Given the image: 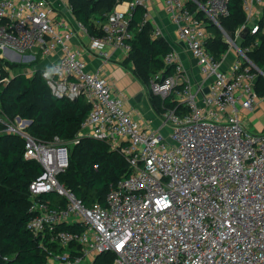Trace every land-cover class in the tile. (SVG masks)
Listing matches in <instances>:
<instances>
[{"label": "built area", "instance_id": "obj_1", "mask_svg": "<svg viewBox=\"0 0 264 264\" xmlns=\"http://www.w3.org/2000/svg\"><path fill=\"white\" fill-rule=\"evenodd\" d=\"M58 1L60 6L49 0H0V57L20 64L52 57L41 67L52 93L71 100L84 95L90 104L73 140L44 141L28 132L30 119L0 117L4 132L24 139V157L42 166L29 184L27 228L47 251L43 264H92L108 253L115 256L113 264H264V132L249 130L242 115L258 108L256 82L264 71L248 55L258 42L245 48L237 43L248 33H264V0H241L246 17L235 38L220 22L229 15L231 0H164L202 75L192 82L175 48L164 56L172 74L153 75L154 94L183 104L182 111L177 106L162 114L168 135L136 118L125 97L88 68L84 51L72 41L77 31L86 34L89 51L105 60L113 58V49L129 53L132 11L137 5L147 8L145 2L130 0L125 7L117 0L96 21L102 34L92 35L80 21L59 16L61 10L73 12V6ZM148 21L146 13L143 23ZM209 21L236 50L229 68L227 53L219 60L208 48ZM154 36L165 33L155 27ZM6 68L0 82L34 72ZM83 138L105 141L128 163L129 174L111 184L105 205H87L59 179L70 164V146Z\"/></svg>", "mask_w": 264, "mask_h": 264}, {"label": "trees", "instance_id": "obj_2", "mask_svg": "<svg viewBox=\"0 0 264 264\" xmlns=\"http://www.w3.org/2000/svg\"><path fill=\"white\" fill-rule=\"evenodd\" d=\"M70 2L76 19L92 35L102 34L96 21L111 12L117 4V0ZM190 5L194 10L197 8L193 1H190ZM229 11V15L221 17L220 22L235 38L237 29L245 22L246 17L241 0H231ZM146 12L144 5H137L132 11L130 28L134 32V38L130 41V59L125 66L145 86L153 109L162 115L167 109L176 108L178 103L171 96L162 98L154 94L150 89V82L153 75L161 70L166 76L172 74L173 67H166L164 56L173 47L163 36L152 37V24L149 21L143 23ZM208 29L213 34L208 48L220 60L228 51L229 44L216 24L209 21ZM254 42L258 44L248 55L264 71V33L244 35L240 46L250 47ZM41 61L39 57L30 64H15L0 57L1 79L8 74L6 66L12 68L18 65L19 69L36 67L30 76L20 72L8 81L0 82V117L5 115L12 120L17 116L30 119L28 132L44 141L52 140L55 136L73 140L90 111V104L84 95L76 100L55 96L43 77L42 68L37 67ZM256 90L260 96H264L262 74L257 79ZM181 109L183 104L178 106V110ZM24 149V139L4 132V124L0 120V264H43L47 258V251L40 246L39 238L27 228L30 219L29 184L42 172V166L37 161L26 159ZM128 171V163L120 152L111 149L105 141L83 138L70 146V164L59 175V179L87 205L91 206L96 202L105 205L111 184L127 176ZM46 196L54 198L55 195ZM61 227L80 229L72 224H61ZM46 245L53 249V243L46 242ZM77 246L73 245L78 248ZM114 259V254H102L92 264H113Z\"/></svg>", "mask_w": 264, "mask_h": 264}, {"label": "crops", "instance_id": "obj_3", "mask_svg": "<svg viewBox=\"0 0 264 264\" xmlns=\"http://www.w3.org/2000/svg\"><path fill=\"white\" fill-rule=\"evenodd\" d=\"M54 2L56 6H60L58 0H49ZM123 6H127V2L130 0H122ZM147 6V14L149 22L152 24L153 30L155 27H160L165 33V39L175 48L178 53L181 62L183 63L186 74L192 82H199L202 78V75L199 70V66L197 64L196 59L191 55L189 50L185 47V44L179 39L176 31L175 25L171 22L169 14L165 10L164 0H143ZM118 3V1H117ZM116 6V5H115ZM59 16L71 17V19L75 20V14L73 12L66 13V10H61L58 12ZM96 15V14H95ZM73 16L75 18H73ZM77 21V19H76ZM152 37L154 38V34L152 32ZM73 44L79 47L84 51V57L87 61L88 68L91 71L99 72L102 76L107 77L111 83L113 88V92L123 95L126 100V106L130 110L133 111L134 116L136 118H142L143 122L154 128H161L163 123V116L157 114V112L153 109L151 102L150 106L148 102L145 101L144 106H142L145 94L142 93L144 91L145 86L141 83V81L135 76V74L125 66V63L129 61V53L124 52L122 50L113 49V58L105 60L96 54L89 51V37L81 32L77 31V35L73 38ZM230 50V49H229ZM228 50V51H229ZM229 56V57H228ZM229 61L224 64L225 68H229L231 63L237 58V53L234 50L229 51V55H227ZM52 57L44 58L40 65L43 64L44 67L50 63ZM136 79V81H135ZM148 92V91H147ZM142 94L139 96V94ZM139 96V98H138ZM149 96V94H148ZM150 101V100H149ZM152 107V108H151ZM156 112H153V111ZM255 115L262 116L264 121V102H260L258 108L253 113ZM160 117H159V116ZM243 119L246 120L249 114H242ZM154 117H159L160 126H154L149 120ZM262 122V131L264 130V122ZM249 125L248 123H246ZM169 127V126H168ZM170 128V127H169ZM170 132V130H169Z\"/></svg>", "mask_w": 264, "mask_h": 264}, {"label": "rangeland", "instance_id": "obj_4", "mask_svg": "<svg viewBox=\"0 0 264 264\" xmlns=\"http://www.w3.org/2000/svg\"><path fill=\"white\" fill-rule=\"evenodd\" d=\"M73 18H75L74 16H73ZM262 21H263V24H264V14H263V17H262ZM76 20V19H75ZM221 31H222V29H220ZM152 32H153V34H154V32H155V28H154V30H152ZM223 33V32H222ZM240 42H241V37H239L238 39H237V43L238 44H240ZM231 50H234V51H236L235 49H230L229 51H231ZM229 51H227L226 53H227V55H229ZM10 57H11V55H10ZM229 57V56H228ZM227 56H226V58H225V60H224V64L227 62V61H229V58H228ZM9 62L10 63H15V64H20V63H18V61H10L9 60ZM22 64V63H21ZM41 66H43V64L42 65H38L37 67H41ZM19 66L17 65L16 67H12V70H10V73H13V71H15L16 70V68H18ZM33 68V71H34V69L36 68H34V67H32ZM135 81H136V79H135ZM142 93H144L145 94V97H144V100H143V103H142V106H144V104H145V101L146 102H148V104H149V106H150V101H149V96H148V92H147V89L146 88H144V91L142 92ZM260 102L262 103V102H264V96H261V100H260ZM152 108V107H151ZM153 111V110H152ZM153 112H155V111H153ZM155 114H156V112H155ZM157 115V114H156ZM159 116V115H158ZM160 117V116H159ZM159 117H154V118H151L149 121L154 125V126H160V121H159ZM164 119V118H163ZM246 120H244L245 121V123H248L249 125H248V127H249V130H251V131H253V132H261L262 131V128H263V126H262V122L261 121H263V118H262V116H259V114L258 115H255V114H253V113H250L248 116H247V118H245ZM264 122V121H263ZM169 130H170V128L167 126V125H163L162 127H161V132L163 133V134H165V135H168V133H169Z\"/></svg>", "mask_w": 264, "mask_h": 264}, {"label": "water", "instance_id": "obj_5", "mask_svg": "<svg viewBox=\"0 0 264 264\" xmlns=\"http://www.w3.org/2000/svg\"><path fill=\"white\" fill-rule=\"evenodd\" d=\"M141 95H142V94L140 93L139 96H141ZM139 96H138V98H139Z\"/></svg>", "mask_w": 264, "mask_h": 264}]
</instances>
